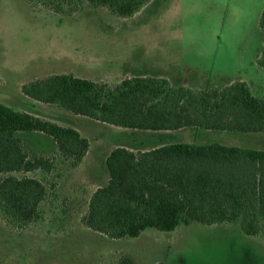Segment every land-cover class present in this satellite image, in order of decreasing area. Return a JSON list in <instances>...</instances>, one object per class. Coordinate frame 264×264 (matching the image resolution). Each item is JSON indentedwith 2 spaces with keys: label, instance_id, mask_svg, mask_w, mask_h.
Wrapping results in <instances>:
<instances>
[{
  "label": "rangeland",
  "instance_id": "obj_1",
  "mask_svg": "<svg viewBox=\"0 0 264 264\" xmlns=\"http://www.w3.org/2000/svg\"><path fill=\"white\" fill-rule=\"evenodd\" d=\"M48 1L0 0V93L12 101L22 102L20 83L50 73H75L113 87L132 75L127 74L132 66L157 65L163 56L181 76L200 77L203 85L205 78L212 80L200 90L245 78L253 95L264 99V69L256 63L264 0H152L131 18L89 3L74 14L59 15L42 5ZM96 130L104 133L102 127ZM123 132L114 134L118 141L111 132L103 135L102 152L154 134ZM244 136L213 131L209 139L264 150ZM23 147L31 157L30 148ZM69 165L57 161L49 173L0 174V181L31 177L47 188L36 222L20 227L0 211V264H264V220L257 236L243 234L241 219L214 226L181 223L171 232L149 228L138 238L123 239L88 229L82 218L89 199L108 177Z\"/></svg>",
  "mask_w": 264,
  "mask_h": 264
},
{
  "label": "trees",
  "instance_id": "obj_2",
  "mask_svg": "<svg viewBox=\"0 0 264 264\" xmlns=\"http://www.w3.org/2000/svg\"><path fill=\"white\" fill-rule=\"evenodd\" d=\"M29 2L40 0H27ZM152 0H49L42 5L59 15L74 14L89 3L110 14L131 18ZM258 26L264 69V9ZM26 97L75 115L124 129L175 131L197 128L232 133H264V99L246 83L221 89L172 88L165 79L127 78L111 87L72 75H49L22 85ZM18 132L51 137L61 156L77 167L89 142L68 127L15 112L0 104V174L51 172L54 160L31 158ZM108 182L90 197L82 222L110 239L137 238L148 228L171 232L179 224H233L247 236L260 233L264 220V151L185 144L133 153L114 149L106 159ZM47 196L44 183L31 177L0 181V211L14 225L40 219Z\"/></svg>",
  "mask_w": 264,
  "mask_h": 264
},
{
  "label": "crops",
  "instance_id": "obj_3",
  "mask_svg": "<svg viewBox=\"0 0 264 264\" xmlns=\"http://www.w3.org/2000/svg\"><path fill=\"white\" fill-rule=\"evenodd\" d=\"M262 10L260 11V14ZM261 48H262V42L260 43V49H259L260 52H261ZM258 54L260 55V53H257L256 60L259 57ZM162 59L164 61L160 59L157 65L147 63V65H145V67L141 69L137 68L138 66L136 67V65L132 66V68H129L127 72V74L132 73V75H129L123 78L118 83H120L124 79L132 78V77H153V78H160V79L167 80L172 88L185 87L191 90H195V89L200 90L201 88H205L212 81V80H206L205 78L204 81L207 83V85H203V82L201 81L200 77L181 76L176 70V66L173 63L166 60L165 56H163ZM49 75H60V74L50 73L42 77H46ZM67 75H72L76 78L86 79V80L95 82L93 79H89L87 77H80L79 75H76L75 73L67 74ZM42 77L34 78L32 80L22 82L19 84V90L21 93V96L19 97V99L22 102L12 101L8 96L4 95L3 93H0V104L12 109L15 112L26 113L33 117L53 122L62 127L72 128L76 130L80 134L81 137L86 138L89 142V148H88L86 155L84 156L81 163L77 167H71L76 172H80L83 169H87V170H91L92 172L93 171L96 172L98 175L102 174V176L106 177L107 176L106 159L110 155V153L116 148H124L133 153H137V152L150 151L153 149H157L163 146H168V145H173V144H185V145L195 146V147H202V146H207L211 144H218L224 147H236L240 149L264 151L262 149L245 148L239 145L228 146V145H224V144H220L216 142H211L210 141L211 139H209V135H210V132H213V131L197 129V128H185V129H180V130H175V131H158V132L145 131V132L154 133V134L153 136H148V137L139 139V141L135 145L126 141V142H122L121 144H117L114 147L102 152L103 144L101 141L103 139V135H107L108 132H111V134L113 135L119 134V136L121 137L122 135H126L125 133L127 132H123V131H126V129L115 127V126L105 124V123H101V122L95 121L85 116L75 115L56 105L39 103L23 95L21 91V87L23 84L27 82L35 81ZM1 78L2 77L0 75V89L2 88V85H3V80H2L3 78L2 79ZM229 80L231 82L241 81V82L246 83L249 90L252 93L251 85H249L247 79L229 78ZM29 107H31V109ZM15 108L17 110H15ZM86 127L87 129L89 128V131L86 130ZM97 127H102L103 129L102 131H104V133H99L100 131L96 130ZM217 132H220V131H217ZM95 133H98V134H95ZM229 133H232V132H229ZM240 134L242 135L244 134L245 135L244 137H246V139H250V141H247L249 143H252V144L262 143L264 145V133H240ZM16 135L17 137L21 139V141L25 145L28 146V148H30L31 158L42 157V158L54 159L55 161L54 167L56 166L57 161H60V163L64 162L65 164L70 163L69 160H66L61 156L55 144V141L51 137H48L39 132H18ZM113 135H112L113 139H115V141H118V139H116L118 135H114V136ZM143 145L144 147H142ZM99 147L101 149L98 151ZM140 148H144V149H140Z\"/></svg>",
  "mask_w": 264,
  "mask_h": 264
}]
</instances>
